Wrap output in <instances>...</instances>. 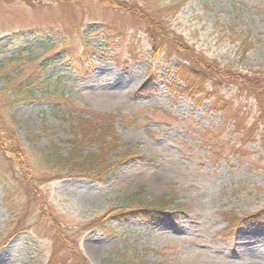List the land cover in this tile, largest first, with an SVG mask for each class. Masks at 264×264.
<instances>
[{
	"label": "rangeland",
	"instance_id": "374dc122",
	"mask_svg": "<svg viewBox=\"0 0 264 264\" xmlns=\"http://www.w3.org/2000/svg\"><path fill=\"white\" fill-rule=\"evenodd\" d=\"M153 32L167 42L153 41ZM81 36L95 50L86 77L61 55L80 47ZM185 45L208 63L264 73V0H0V66L16 59L2 71L13 80L9 90L0 80V121L19 136L34 188L17 166L12 173L16 156L0 149V239L12 230L10 208L24 228L0 245V264H51L55 252L52 264H79L77 252L89 264H264V221L248 219L232 237L223 234L224 213L264 211V100L222 88L249 128L261 122L245 135L212 101L181 95L175 67L183 57L171 48ZM31 75L40 78L32 99L10 105V98L4 108ZM150 76L157 81L142 93ZM92 111L115 118L118 141L106 162L118 169L101 182L48 171L44 150L78 164L102 153L104 144L90 136L74 155L82 124L98 129ZM141 190L145 201L175 196L191 210L148 220L112 213ZM93 222L105 229L91 230Z\"/></svg>",
	"mask_w": 264,
	"mask_h": 264
},
{
	"label": "trees",
	"instance_id": "16d2710c",
	"mask_svg": "<svg viewBox=\"0 0 264 264\" xmlns=\"http://www.w3.org/2000/svg\"><path fill=\"white\" fill-rule=\"evenodd\" d=\"M1 1H14V0H1ZM82 1V0H77ZM106 4V2H103ZM158 33L153 32L152 38L153 41L160 39L162 42H167L165 36L158 35ZM90 40V36H87ZM87 37L81 36V46L74 48H66L63 49L61 52L63 61L67 63L69 68L74 71L76 74L86 77L89 75L90 68L86 63V60L89 58L90 55L95 51L91 47V42ZM243 45H247V41L243 42ZM252 48L255 47L254 44H250ZM250 46L248 47L250 49ZM173 53H176L179 56H182L181 62L178 63L175 67V74L177 78V82L181 84V87L178 86V92L188 97L193 101H197L198 103H202L203 101H212V109L213 111L221 114L223 116V120L225 123L230 121L235 122L236 131L238 133H242L245 135L249 132V130L256 126V130L258 129L261 122L255 119L251 123V127L249 128L247 122L241 120V109H235V103L233 101H229L221 95V90L226 85H233L238 87V89L242 93H246L250 98L255 99L258 103L264 100V73L263 72H256L250 74H242L238 71L232 69V67H223L217 63H208L203 58L197 57V54L194 50H190L187 45L183 46L182 48L177 49L172 47L171 48ZM247 51V50H246ZM13 60H7L3 62L0 66V80L4 79L3 88L9 90L11 81L13 80V74L10 73H2L5 69L7 64H15ZM53 58L49 60H45L40 68L48 67ZM10 62V63H8ZM16 65V64H15ZM17 67V66H16ZM18 68V67H17ZM40 78L35 76H28L25 78L23 83H18L17 85V92L15 97L8 96L7 100L4 101V108L8 107L9 99L12 98V105L13 103H18L20 101H29L32 99L34 94V88L38 86ZM157 81V77L150 76L145 86L142 88L141 92L144 93L147 90L149 84L154 83ZM177 83V84H178ZM16 86V85H15ZM148 91V90H147ZM23 95H29L27 98ZM92 115L95 116V120L97 121L98 129L93 127H89L91 125L90 122H84L81 127H85L86 129L83 130V138L82 142L78 143L75 142L74 155H78L81 147L85 146V143H88L87 140L90 136L98 137L104 146L102 147V153L99 156H91L89 157L86 162L82 164H78V160L80 158H74L73 156H69L67 158L58 156L56 150L54 149L51 152L49 149L44 150L41 152L43 165L46 166L47 170L50 171V167L54 166V169H58L57 171H62L66 173L62 178H84V179H92L98 182L104 181L108 176H110L113 172L118 169V164L109 165L106 162V154L111 149V147H115L116 141H118L117 134L114 133V122L115 118L111 116H105L103 114L97 113L92 111ZM1 115V114H0ZM261 115H263V110L261 111ZM3 122V123H2ZM89 125V126H87ZM96 126V127H97ZM83 127V128H84ZM82 128V129H83ZM254 129V128H253ZM251 129V130H253ZM36 139V136H34ZM110 138L111 142L106 144L105 139ZM80 141V140H79ZM35 145V144H33ZM0 149L4 155L12 154L16 156L18 159V163H12V167L14 168L11 170L12 173L15 172L16 166L19 168V171L25 177V182L27 181L30 184L29 179L27 176L29 175V164L26 157V152L24 151V147L19 136L16 134L15 130L13 129V125L7 124L5 121H0ZM59 154V153H58ZM12 162V160H9ZM81 166V167H79ZM57 167V168H56ZM15 179L16 175H12ZM17 186V185H16ZM30 188V187H29ZM33 188V187H32ZM34 190V188H33ZM144 190H141L129 198H127L128 204L124 207L122 211H113L112 213L119 214L122 217H126L127 219L136 220V219H145L148 220L152 217H160V215L176 210L179 213H186L188 210H191L189 207L184 206H177L176 205V197L164 195L161 197H157L153 200L145 201L143 198ZM29 195V193H28ZM173 206V208H171ZM16 208H13V210ZM11 215L13 220L11 222V228L9 235L7 237H3L0 239V245L7 243L10 239H12L15 235L22 232L24 230L21 227L20 223L16 219L17 210L13 211L11 208ZM175 211V212H176ZM114 214V215H115ZM111 214H107V217H111ZM113 216V215H112ZM224 220L227 223V227L224 230L223 234L224 237L229 238L232 237L237 230L244 224L246 220H253L255 222L264 221V211H260L253 215H246L245 217H238L234 213H224L223 214ZM91 227V228H90ZM91 230L94 229H105L101 223L93 222L89 225ZM110 233V232H108ZM56 253V252H55ZM52 256V263L56 260L57 253ZM78 256V263L79 264H89L87 260L79 253H75ZM107 264H125V263H116L115 261H109ZM126 264H141L137 262H130Z\"/></svg>",
	"mask_w": 264,
	"mask_h": 264
},
{
	"label": "bare ground",
	"instance_id": "6f19581e",
	"mask_svg": "<svg viewBox=\"0 0 264 264\" xmlns=\"http://www.w3.org/2000/svg\"><path fill=\"white\" fill-rule=\"evenodd\" d=\"M111 103V101L110 100H103V103L102 104H104V105H109Z\"/></svg>",
	"mask_w": 264,
	"mask_h": 264
}]
</instances>
